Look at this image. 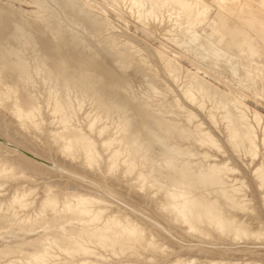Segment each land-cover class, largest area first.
Instances as JSON below:
<instances>
[{"label": "bare ground", "instance_id": "1", "mask_svg": "<svg viewBox=\"0 0 264 264\" xmlns=\"http://www.w3.org/2000/svg\"><path fill=\"white\" fill-rule=\"evenodd\" d=\"M208 8L0 0V264H264V62Z\"/></svg>", "mask_w": 264, "mask_h": 264}, {"label": "rangeland", "instance_id": "2", "mask_svg": "<svg viewBox=\"0 0 264 264\" xmlns=\"http://www.w3.org/2000/svg\"><path fill=\"white\" fill-rule=\"evenodd\" d=\"M251 1V4L248 6L244 5L243 0H233L232 2H229L230 4L226 3L223 4L222 7H217L212 0H205L206 4H209L207 13L209 18L207 23L213 20L216 23H219L222 27H225V37H227L228 42L232 44L235 52H238L242 56H247L250 55L249 49L251 48L253 51L261 54V61L264 62V0ZM21 7L26 8L25 5H21ZM223 16L225 17L223 18ZM207 23L204 25V29L207 32H210ZM130 25L126 28V32L134 35V39L137 42L141 44L146 42L152 44V46H158V42L155 41V38H149L141 32L134 31L133 27ZM235 39L238 40L237 46H235L234 43ZM183 65L191 68V66L185 61L183 62ZM208 80L212 82L211 79L208 78ZM172 87H174V85ZM251 105H253V103ZM255 107L264 114L263 107L257 105ZM242 159H245V157ZM147 205L149 206V204ZM148 206H146L147 210H152V206ZM5 240L12 243L15 239L6 238ZM4 241L0 239V246L4 244Z\"/></svg>", "mask_w": 264, "mask_h": 264}]
</instances>
